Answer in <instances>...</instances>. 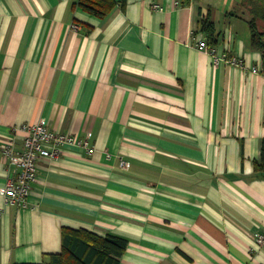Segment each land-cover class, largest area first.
I'll use <instances>...</instances> for the list:
<instances>
[{"label": "crops", "instance_id": "0c3cea01", "mask_svg": "<svg viewBox=\"0 0 264 264\" xmlns=\"http://www.w3.org/2000/svg\"><path fill=\"white\" fill-rule=\"evenodd\" d=\"M76 2L0 0V144L40 119L73 137L27 207L0 193V264L46 263L63 227L125 239L120 264H264V62L238 0H114L102 19ZM207 17L244 71L196 49ZM12 170L0 153V189Z\"/></svg>", "mask_w": 264, "mask_h": 264}, {"label": "trees", "instance_id": "16d2710c", "mask_svg": "<svg viewBox=\"0 0 264 264\" xmlns=\"http://www.w3.org/2000/svg\"><path fill=\"white\" fill-rule=\"evenodd\" d=\"M187 5L190 0H181ZM114 0H77L73 8L104 18L114 8ZM238 11L227 14L242 19L248 30V46L252 52L260 54L264 62V0H238ZM200 32L206 38L208 47L217 44V34L209 18L200 22ZM254 170L264 171V139L259 144V161L254 162ZM126 240L113 235L103 237L86 230L61 229V250L48 255L44 264H120L119 259L126 248Z\"/></svg>", "mask_w": 264, "mask_h": 264}, {"label": "built area", "instance_id": "2783aa9c", "mask_svg": "<svg viewBox=\"0 0 264 264\" xmlns=\"http://www.w3.org/2000/svg\"><path fill=\"white\" fill-rule=\"evenodd\" d=\"M152 8L156 11L161 10L160 6L154 4ZM196 49L203 51L211 57L214 65L222 63L223 65L244 71L246 66L244 60L231 55H219L213 47H208L205 40L196 42ZM249 71L257 74L256 68ZM21 132L23 139L21 149L14 150L13 142L8 141L0 144V153L6 161V164L12 167V174L6 179V185L0 189L4 196V204L21 209L28 205L30 188L37 177V163L41 160H54L59 156L63 147L73 144V137L70 134H61L51 131L44 120L40 119L35 124L22 126ZM89 134L81 142H76L88 153L92 149L88 146ZM122 168L127 167L123 161L120 162ZM257 243H264V235L257 236Z\"/></svg>", "mask_w": 264, "mask_h": 264}]
</instances>
